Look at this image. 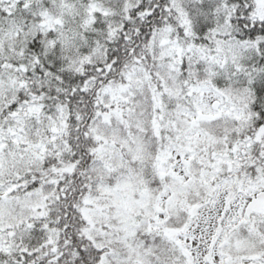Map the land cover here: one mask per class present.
<instances>
[{"label": "snow or ice", "instance_id": "obj_1", "mask_svg": "<svg viewBox=\"0 0 264 264\" xmlns=\"http://www.w3.org/2000/svg\"><path fill=\"white\" fill-rule=\"evenodd\" d=\"M0 264H264V0H0Z\"/></svg>", "mask_w": 264, "mask_h": 264}]
</instances>
